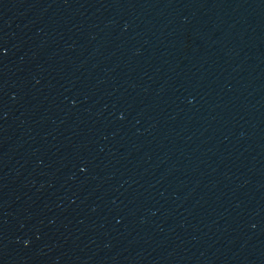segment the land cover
<instances>
[{"label":"water","instance_id":"95a60500","mask_svg":"<svg viewBox=\"0 0 264 264\" xmlns=\"http://www.w3.org/2000/svg\"><path fill=\"white\" fill-rule=\"evenodd\" d=\"M0 264H264V0H0Z\"/></svg>","mask_w":264,"mask_h":264}]
</instances>
